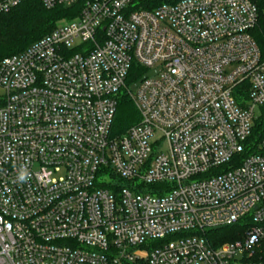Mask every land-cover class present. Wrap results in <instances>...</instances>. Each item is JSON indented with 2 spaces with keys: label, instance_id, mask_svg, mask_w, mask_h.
<instances>
[{
  "label": "built area",
  "instance_id": "built-area-1",
  "mask_svg": "<svg viewBox=\"0 0 264 264\" xmlns=\"http://www.w3.org/2000/svg\"><path fill=\"white\" fill-rule=\"evenodd\" d=\"M39 1L79 14L0 62V264H264V0Z\"/></svg>",
  "mask_w": 264,
  "mask_h": 264
},
{
  "label": "trees",
  "instance_id": "trees-1",
  "mask_svg": "<svg viewBox=\"0 0 264 264\" xmlns=\"http://www.w3.org/2000/svg\"><path fill=\"white\" fill-rule=\"evenodd\" d=\"M169 0H155V5ZM151 8V7H149ZM78 6H56L46 8L39 0H25L16 8L0 14V62L8 56L20 53L31 44L52 32L62 19H73L78 16ZM258 44L264 59V17L259 16L256 25L250 31ZM147 69L133 63L127 78L126 88L117 98V109L112 126L113 133L122 135L129 127L140 121V114L130 94L131 86L139 81ZM3 104L0 92V106ZM255 133L259 136L264 130V116L256 125ZM245 227L235 224L210 232L215 242L234 241L242 236Z\"/></svg>",
  "mask_w": 264,
  "mask_h": 264
},
{
  "label": "water",
  "instance_id": "water-1",
  "mask_svg": "<svg viewBox=\"0 0 264 264\" xmlns=\"http://www.w3.org/2000/svg\"><path fill=\"white\" fill-rule=\"evenodd\" d=\"M156 73H157V70H156V71H151V72L146 73V74H145V75H144L139 81H137L136 83H134V84L131 86V91H132V92H135L137 86L139 85V83H140L143 79H145V78H147V77H150V76H154Z\"/></svg>",
  "mask_w": 264,
  "mask_h": 264
},
{
  "label": "clouds",
  "instance_id": "clouds-1",
  "mask_svg": "<svg viewBox=\"0 0 264 264\" xmlns=\"http://www.w3.org/2000/svg\"><path fill=\"white\" fill-rule=\"evenodd\" d=\"M20 179H21V180L25 179V173H23V172L21 173V175H20Z\"/></svg>",
  "mask_w": 264,
  "mask_h": 264
}]
</instances>
